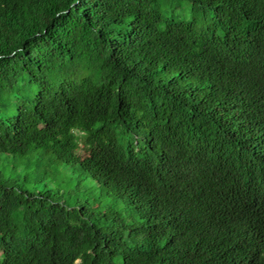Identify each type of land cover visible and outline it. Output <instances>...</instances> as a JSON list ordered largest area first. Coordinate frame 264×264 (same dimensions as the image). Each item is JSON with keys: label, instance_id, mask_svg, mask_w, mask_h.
<instances>
[{"label": "trees", "instance_id": "obj_1", "mask_svg": "<svg viewBox=\"0 0 264 264\" xmlns=\"http://www.w3.org/2000/svg\"><path fill=\"white\" fill-rule=\"evenodd\" d=\"M0 264H264V0H0Z\"/></svg>", "mask_w": 264, "mask_h": 264}, {"label": "rangeland", "instance_id": "obj_2", "mask_svg": "<svg viewBox=\"0 0 264 264\" xmlns=\"http://www.w3.org/2000/svg\"><path fill=\"white\" fill-rule=\"evenodd\" d=\"M174 12L176 13L177 17L184 16V19L189 18V11L187 4H185L182 8L177 7Z\"/></svg>", "mask_w": 264, "mask_h": 264}]
</instances>
